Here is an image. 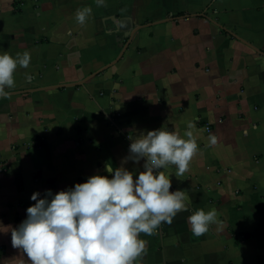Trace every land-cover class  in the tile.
I'll list each match as a JSON object with an SVG mask.
<instances>
[{"label": "crops", "instance_id": "crops-1", "mask_svg": "<svg viewBox=\"0 0 264 264\" xmlns=\"http://www.w3.org/2000/svg\"><path fill=\"white\" fill-rule=\"evenodd\" d=\"M26 51L8 92L95 75L0 98V222L18 226L36 191L110 178L133 131L186 139L192 124L189 170H165L188 211L140 234L136 264H264V0H0V54ZM200 209H215L217 223L195 236L188 217ZM3 259L29 264L10 231L0 233Z\"/></svg>", "mask_w": 264, "mask_h": 264}, {"label": "clouds", "instance_id": "clouds-1", "mask_svg": "<svg viewBox=\"0 0 264 264\" xmlns=\"http://www.w3.org/2000/svg\"><path fill=\"white\" fill-rule=\"evenodd\" d=\"M96 4L103 6L105 0ZM91 12L87 6L78 9L76 21L85 24ZM30 61L27 51L15 57L0 54V98L9 96L6 89L14 87V73L18 67L28 68ZM193 127L187 125L186 139L163 127L133 131L122 165L107 169L110 178L97 174L59 192L36 191L26 219L16 227L0 222V233L11 232L12 247L29 264H136L146 252L140 234L150 236L162 223L171 225L178 213L188 211L185 190L170 191L172 175L165 170L175 166L177 178L189 170L198 152ZM208 141L214 146L217 137L210 135ZM129 161H143V170L137 174L123 166ZM188 223L192 233L201 236L217 223L216 210L200 209L188 217Z\"/></svg>", "mask_w": 264, "mask_h": 264}, {"label": "water", "instance_id": "water-1", "mask_svg": "<svg viewBox=\"0 0 264 264\" xmlns=\"http://www.w3.org/2000/svg\"><path fill=\"white\" fill-rule=\"evenodd\" d=\"M141 26H138L136 27L132 33H131V37L130 39L128 40V42L126 43L122 53L124 52V50L127 48L128 44L130 43L132 37L134 36V34L138 31V29L140 28ZM253 46V45H251ZM257 51H260L258 48L254 47ZM121 53V54H122ZM120 54V55H121ZM264 54V53H263ZM95 74H92V75H89L88 77H86L85 79H83L82 81L80 82H77V83H69V84H61V85H56L54 87H40V88H30V89H25V90H19V91H11L9 92L10 94L9 95H12V94H20V93H28V92H35V91H39V90H46V89H50V88H60V87H73V86H78V85H83L85 82H87L89 79H91Z\"/></svg>", "mask_w": 264, "mask_h": 264}, {"label": "built area", "instance_id": "built-area-1", "mask_svg": "<svg viewBox=\"0 0 264 264\" xmlns=\"http://www.w3.org/2000/svg\"><path fill=\"white\" fill-rule=\"evenodd\" d=\"M205 128H206L207 130H209V129H210V127H209V126H206Z\"/></svg>", "mask_w": 264, "mask_h": 264}]
</instances>
